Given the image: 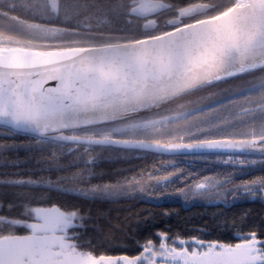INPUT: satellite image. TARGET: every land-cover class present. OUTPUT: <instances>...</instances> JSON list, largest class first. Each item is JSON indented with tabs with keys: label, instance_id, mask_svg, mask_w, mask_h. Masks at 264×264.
Segmentation results:
<instances>
[{
	"label": "snow or ice",
	"instance_id": "6c2138e0",
	"mask_svg": "<svg viewBox=\"0 0 264 264\" xmlns=\"http://www.w3.org/2000/svg\"><path fill=\"white\" fill-rule=\"evenodd\" d=\"M16 7L0 21V264H264V0ZM165 202L214 225L158 226L179 216Z\"/></svg>",
	"mask_w": 264,
	"mask_h": 264
},
{
	"label": "trees",
	"instance_id": "16d2710c",
	"mask_svg": "<svg viewBox=\"0 0 264 264\" xmlns=\"http://www.w3.org/2000/svg\"><path fill=\"white\" fill-rule=\"evenodd\" d=\"M20 0H0V21H3L5 23H18L20 19V9L16 7L18 5ZM150 162V161H149ZM130 163H140V161H130ZM103 168H109V167H121L124 166L122 163H111L108 161H104L100 165ZM193 171L196 169L193 168ZM125 203V202H121ZM153 205H144L141 203L135 204L136 208L141 207H152ZM241 207H251L254 210V213L260 212V205L259 204H242ZM176 209L179 211V216H171L168 218H161L160 223L158 226H164L166 224L172 225L174 227L179 228H191V227H197L203 225L205 222L208 223L209 227H212L214 225V222L210 218V214L214 209L212 208H205L204 206L200 204H196L192 207H185L181 208L179 203H172V202H165L162 203L160 208L156 209L157 212L163 210V209ZM120 215L123 216L125 209L121 208ZM207 213V214H205ZM115 215V212L113 213ZM135 225L133 224L132 227ZM223 231L217 232L214 231L212 233L213 236L215 235H225Z\"/></svg>",
	"mask_w": 264,
	"mask_h": 264
}]
</instances>
